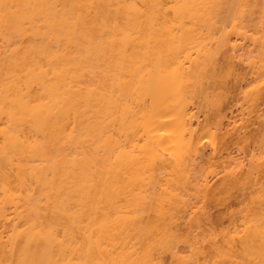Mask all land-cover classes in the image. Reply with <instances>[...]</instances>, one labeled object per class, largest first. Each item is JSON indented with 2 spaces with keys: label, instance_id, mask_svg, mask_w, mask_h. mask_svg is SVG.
I'll use <instances>...</instances> for the list:
<instances>
[{
  "label": "bare ground",
  "instance_id": "obj_1",
  "mask_svg": "<svg viewBox=\"0 0 264 264\" xmlns=\"http://www.w3.org/2000/svg\"><path fill=\"white\" fill-rule=\"evenodd\" d=\"M0 264H264V0H0Z\"/></svg>",
  "mask_w": 264,
  "mask_h": 264
},
{
  "label": "rangeland",
  "instance_id": "obj_2",
  "mask_svg": "<svg viewBox=\"0 0 264 264\" xmlns=\"http://www.w3.org/2000/svg\"><path fill=\"white\" fill-rule=\"evenodd\" d=\"M234 201V200H233ZM235 202V201H234ZM222 209H212L211 214L212 218L215 219L217 216L222 215ZM221 212V213H220ZM220 214V215H219Z\"/></svg>",
  "mask_w": 264,
  "mask_h": 264
}]
</instances>
